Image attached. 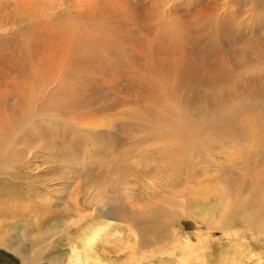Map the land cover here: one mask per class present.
I'll return each mask as SVG.
<instances>
[{
	"label": "bare ground",
	"instance_id": "bare-ground-1",
	"mask_svg": "<svg viewBox=\"0 0 264 264\" xmlns=\"http://www.w3.org/2000/svg\"><path fill=\"white\" fill-rule=\"evenodd\" d=\"M150 2L0 0V219L16 218L17 234L0 247L22 264H122L101 256L122 224L141 231L139 253L150 236L175 244L178 262L264 264V0ZM69 134L84 136L80 151ZM72 155L83 163L73 183L103 187L99 169L133 171L129 183L144 185L135 203L64 195L61 210L45 208L32 187L44 172L30 173L52 180ZM13 190L22 196L11 208ZM70 226L86 238L58 254Z\"/></svg>",
	"mask_w": 264,
	"mask_h": 264
},
{
	"label": "rangeland",
	"instance_id": "rangeland-1",
	"mask_svg": "<svg viewBox=\"0 0 264 264\" xmlns=\"http://www.w3.org/2000/svg\"><path fill=\"white\" fill-rule=\"evenodd\" d=\"M10 3H12L14 0H7ZM41 2L43 1H48V2H58V0H40ZM160 1V3H163L164 0H158ZM152 3L150 2V0H148V7L146 9H149L150 5ZM3 6L2 3H0V8ZM192 11V7H190V4L185 5L182 9H180L178 11V14L180 16H185L187 14H190ZM9 13H15V11H13L12 7L9 10ZM14 23V25H18L20 24V19L17 16H13L12 17V21ZM23 25V24H22ZM20 26V25H19ZM19 26L16 27V29L19 28ZM207 37V36H206ZM102 118L99 119V121H103L106 119L105 116H101ZM83 135H79V134H69L68 140L67 142L70 145H76V151H80L81 150V146L83 144ZM78 138V139H77ZM57 143L59 144V142L57 141ZM90 156H91V152H90ZM100 154L98 153V158H99ZM79 159H81L82 157H78L77 155H72V157L69 159V163L68 164H64L62 169L65 168V171L62 174H59L61 172V170H56L55 172L59 174L55 175V173H51L50 176H56L55 178H53L51 180V177H49L47 179V175L50 171L48 169H43L40 168L38 170H36L35 172L30 173V175L32 176H38L40 175L42 172H44V175L42 176L41 180L38 183H34V185L32 187H34L35 189H37V191H41V192H46L48 197H49V201L45 204V208H48L50 206H52L53 208H59L58 210L62 209V204H60L57 200H59L60 198H68V200H74L77 199V204H79V206H81V200L82 198L85 197H89L92 200V204L94 205V208H97L99 202H104L105 204H109L110 202H113L115 200L117 201H122L124 203H128L129 205H132L135 203V199L133 198L134 195H136V190L137 188H140V186H144L142 184V181H140V177L135 180L132 181L131 183H129V179L131 178V175L134 174L133 171H130L126 168H116L113 170H108V169H99L98 174H99V180H106L105 183L103 184V187H100L98 184H91L88 182H79V183H73V181H68V178L66 179L67 174H70L72 172H75L79 169H81L83 163L80 162ZM86 162H84L86 167H89L90 169H94L97 172V161L96 159H93L92 161L85 157ZM104 166V165H103ZM98 167H99V163H98ZM67 168V169H66ZM1 171H3L6 175V177H9L12 179L13 183H17L18 181H16L14 179V174L17 173V169L16 168H11V167H6L4 165H1ZM144 172L141 171L140 174H142ZM61 175V176H60ZM63 175V176H62ZM59 177H64V179H60ZM47 179V180H46ZM51 181V182H49ZM24 182H21V184ZM120 184L118 187L117 185ZM23 185V184H22ZM131 188H134L131 190ZM45 189H48L47 191ZM64 189V190H63ZM8 191V190H7ZM6 191L7 194H3L6 198H8L7 200H9L11 202L10 207L13 208L14 205H12L14 203V197H18L20 198L22 195H19L18 193L16 194V190L10 192L11 194H9ZM2 194V193H1ZM65 195V197H64ZM24 197V196H23ZM52 199V200H51ZM54 201V202H53ZM3 202V199H1V203ZM27 202L33 203V202H38L36 200L35 197L31 196L30 199L27 198ZM52 202V204H51ZM57 205L59 207H57ZM9 206V205H8ZM61 208V209H60ZM76 214V213H75ZM85 212H82L79 214V216H74L73 221L70 223H74L78 220H80L81 218H83V216H85ZM15 220H11V219H0V236L5 235L6 233L10 235L11 238H15V236L17 235L15 232V228L14 226L10 223V222H15L16 218H14ZM71 219L70 218H66L65 221H67L69 223ZM96 221L98 223H101V221H108L106 219H101L98 218L96 219ZM184 222V221H182ZM182 228L185 227V225L181 226ZM192 226H188L185 229L187 230L186 232H184L186 235H188L191 239V234H192ZM117 228V233L115 235V232L110 234L113 235L114 234V238L108 236L109 238H112L111 241L109 242V244H105L103 243V247L105 250L111 251L113 253L111 254H101V256L104 259H107V257L109 256L110 259L108 260H115V256L116 257H123L122 260H120L119 262H121L122 264H157V263H162V264H168L165 263L166 260H171L173 259L175 261V264H200V262L202 263V259L199 257H197L196 259H193V257L188 258L187 262L189 261V263L183 262L180 260V262H178V260H175V254H177L175 251L178 250L176 248V245H163L160 241H158L156 238L153 239L152 237L149 236L150 241H149V245H148V251L145 252H140L137 250V246H136V242L138 240L139 234L141 233L140 230H137L133 227L129 226H125L124 224H122L121 227H117L116 225L113 226V229ZM73 226H70L68 232H72V234H69V236H65L63 238V247L61 245L60 251L58 252H54L52 255L58 253L60 254L61 252H67L68 251V247L69 248H74L79 250L82 247L83 241L85 240V236L82 233L81 235L79 233L73 232ZM112 231V227H110L108 229L107 232ZM192 231V232H191ZM65 234V233H64ZM63 234V235H64ZM146 235H150V233L148 234L147 231H145ZM79 236V237H78ZM118 236V237H117ZM125 237L124 240H118L117 238L119 237ZM147 237V236H146ZM70 238V239H69ZM116 241V242H115ZM128 243H125V242ZM195 241V240H193ZM103 241L99 242V244L95 247V249L98 251H100L101 248V243ZM9 243V242H8ZM111 244L113 246H111ZM69 245V246H68ZM72 246V247H71ZM131 252L135 253L134 257H130L128 256V254H130ZM263 250L258 249L256 251H254V253L259 254L262 253ZM25 255H27L25 253ZM126 256V257H125ZM222 256L216 257L214 258V260L212 261L211 264H220V262H223L224 256L222 257V259L220 258ZM114 258V259H113ZM124 259V260H123ZM130 259V262H129ZM133 259V260H132ZM197 260V261H196ZM206 261V260H205ZM254 261H256V259H254ZM118 262V263H119ZM0 264H22L20 262V259L18 256H15L13 253H11L9 251V249L6 248H2V246L0 247ZM39 264H51V263H47V262H40ZM203 264V263H202ZM230 264V263H229Z\"/></svg>",
	"mask_w": 264,
	"mask_h": 264
}]
</instances>
